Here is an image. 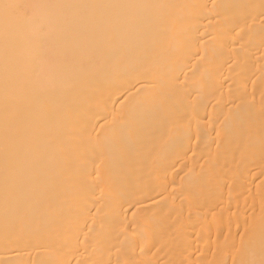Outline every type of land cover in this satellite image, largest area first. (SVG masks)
I'll return each instance as SVG.
<instances>
[{"label": "bare ground", "instance_id": "1", "mask_svg": "<svg viewBox=\"0 0 264 264\" xmlns=\"http://www.w3.org/2000/svg\"><path fill=\"white\" fill-rule=\"evenodd\" d=\"M0 264H264V0H0Z\"/></svg>", "mask_w": 264, "mask_h": 264}]
</instances>
